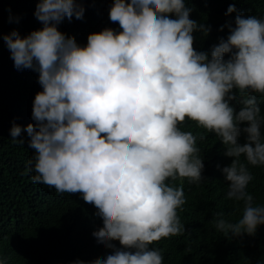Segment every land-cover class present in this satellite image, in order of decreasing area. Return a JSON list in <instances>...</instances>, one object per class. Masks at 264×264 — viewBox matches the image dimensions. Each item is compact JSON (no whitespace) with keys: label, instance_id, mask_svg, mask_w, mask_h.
Returning <instances> with one entry per match:
<instances>
[{"label":"clouds","instance_id":"clouds-1","mask_svg":"<svg viewBox=\"0 0 264 264\" xmlns=\"http://www.w3.org/2000/svg\"><path fill=\"white\" fill-rule=\"evenodd\" d=\"M84 12L79 0H38L35 16L43 26L3 36L14 66L37 72L42 87L33 101L34 123L10 129L14 143L24 144L22 131L30 138L32 181L59 194H82L103 221L92 235L113 250L73 264H163L161 250L151 245L185 231L177 211L186 203L183 186L166 181L206 178L197 136L181 130L186 119L215 133L224 155L234 158L221 169L225 198L242 201L243 214L229 222L216 213V231L255 235L264 206L247 189L248 165L264 166V115L255 95L264 97V18L238 13L209 54L194 48L193 33L211 28L190 19L185 0H113L109 19L121 30L92 32L82 46L59 25ZM233 12L235 4L225 15ZM234 90L242 96L239 112L230 103Z\"/></svg>","mask_w":264,"mask_h":264},{"label":"trees","instance_id":"trees-1","mask_svg":"<svg viewBox=\"0 0 264 264\" xmlns=\"http://www.w3.org/2000/svg\"><path fill=\"white\" fill-rule=\"evenodd\" d=\"M185 2L192 9L190 19L211 28L207 35L200 31L193 33L194 48L209 54L220 37L226 39L230 34L226 24L232 22L234 26L238 13L264 18V0ZM37 3L38 0H0V259L4 264H73L77 260L106 258L113 250L98 243L92 235L103 226L95 206L86 203L80 193L59 194L45 184L34 183L31 176L35 173L27 171L28 161L34 156L27 132L22 131L19 137L24 144L14 143L10 137L14 124L26 129L34 123L33 101L42 87L37 72L14 66L3 36L13 29L25 36L41 28L43 25L35 16ZM79 3L85 9L83 18L73 16L70 21L65 18L59 29L75 36L80 45L87 44L92 32L106 27L121 30L118 23L109 19L113 0H79ZM231 4H235L237 12L225 15ZM234 91L237 99L230 103L239 112L243 107L242 96L238 90ZM255 95L264 115V97ZM244 126L247 122L241 125ZM180 127L197 136L196 146L204 158L202 174L206 178L200 184L178 176L166 181L172 186H183L186 203L177 211L185 231L162 238L151 247L161 250L163 264H264V225L258 227L255 235L242 237L224 236L214 227L216 213L222 212L229 222L242 218L243 202L225 198L228 182L221 171L234 158L224 155L225 146L215 133L198 127L195 121L186 119ZM201 134L206 136L203 142L199 139ZM239 142H246V134H241ZM240 159L246 163L243 156ZM248 167L253 180L247 190L255 205L264 206V166ZM113 243L121 246L119 241Z\"/></svg>","mask_w":264,"mask_h":264}]
</instances>
